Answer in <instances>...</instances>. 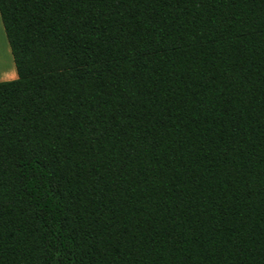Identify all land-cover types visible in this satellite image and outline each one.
Listing matches in <instances>:
<instances>
[{
	"label": "trees",
	"instance_id": "trees-1",
	"mask_svg": "<svg viewBox=\"0 0 264 264\" xmlns=\"http://www.w3.org/2000/svg\"><path fill=\"white\" fill-rule=\"evenodd\" d=\"M0 16V264H264V0Z\"/></svg>",
	"mask_w": 264,
	"mask_h": 264
},
{
	"label": "crops",
	"instance_id": "crops-1",
	"mask_svg": "<svg viewBox=\"0 0 264 264\" xmlns=\"http://www.w3.org/2000/svg\"><path fill=\"white\" fill-rule=\"evenodd\" d=\"M0 29L2 30V33L0 35L1 37L0 42L2 43L6 53L10 55V59L8 58V61L6 62L8 66L2 65L4 61L3 59L0 58V81L16 79L18 78V72H17L16 66L14 63V59H12L13 55L10 49V45L4 33L5 31H4V26L2 23L1 16H0Z\"/></svg>",
	"mask_w": 264,
	"mask_h": 264
},
{
	"label": "rangeland",
	"instance_id": "rangeland-1",
	"mask_svg": "<svg viewBox=\"0 0 264 264\" xmlns=\"http://www.w3.org/2000/svg\"><path fill=\"white\" fill-rule=\"evenodd\" d=\"M5 31V30H4ZM2 33V30L0 29V35ZM5 33V32H4ZM6 35V33H5ZM1 38V37H0ZM7 38V36H6ZM8 40V39H7ZM9 43V42H8ZM10 45V44H9ZM11 49V48H10ZM0 58L3 59L4 63L2 65L8 66V64H6V62L8 61V58L10 59V55L8 53H6L2 43L0 42ZM13 59V58H12ZM2 67V66H1Z\"/></svg>",
	"mask_w": 264,
	"mask_h": 264
}]
</instances>
